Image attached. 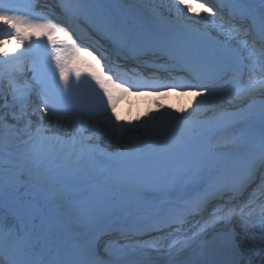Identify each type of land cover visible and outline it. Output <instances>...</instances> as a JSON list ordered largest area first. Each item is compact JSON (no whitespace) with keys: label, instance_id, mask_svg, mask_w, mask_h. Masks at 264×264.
<instances>
[{"label":"snow or ice","instance_id":"snow-or-ice-1","mask_svg":"<svg viewBox=\"0 0 264 264\" xmlns=\"http://www.w3.org/2000/svg\"><path fill=\"white\" fill-rule=\"evenodd\" d=\"M229 3L233 15L239 16L241 20L251 21L245 34L255 33L256 39L251 45L250 56L253 58L252 67L259 68L261 78L249 84H244L240 78L245 63L239 55H233V75L227 86L218 83L221 77L215 68V62L208 55L198 51L173 50L178 61L188 70L189 78L171 83L145 77L135 68L126 69L118 64L109 67L108 58L102 52L96 50L99 55L97 59V56L88 51L90 45L77 44L79 33L71 27H62L55 22H41V19L48 20L49 17L42 13H32V0H0V26L8 30L6 40L16 41L15 47L0 52V81L6 79L9 85L8 92L0 95V99L4 101L0 107L15 109L18 106L20 112L17 115L13 111L12 119L22 120L27 117L32 93L36 92L41 105L39 111L45 113L50 123L63 128L65 133L49 134L50 129L42 125L33 131L31 120L18 129L15 125H9L6 118L0 115V205L23 222L22 231L0 226V264H45L36 251V225L27 221L34 220L37 216L43 217L41 200L46 201L56 194L60 187V172L64 173L65 181L93 173L96 148L90 142L101 136L109 142L115 139L120 143L128 133H138L128 136V147L125 151L117 152L111 157L113 163L124 170L116 183L131 190L146 189L157 184L169 175L167 168L170 164L176 165L175 172L179 174L186 162L218 169L211 190L194 201L191 210L202 208L210 197L222 196L226 191L247 187L240 176L241 165L236 162L228 159L215 161L203 157H176L172 154L174 148L189 138L219 128L231 127L236 117L254 113L222 111L208 120H201L202 114L217 108L223 109L225 105L238 106L237 101L247 103L258 91L264 95V12L257 17L246 0H229ZM173 4L178 16H183L185 9L189 13L194 12L190 0H173ZM60 6L68 18L69 25L78 23L81 19L86 21L92 32L87 35V39L92 40L93 35H98L110 41V46L118 58H139L149 46V41L131 29L126 22L112 18V11L105 5V0H60ZM198 7L205 13L215 14V9L206 7L204 3H200ZM194 15L200 17L201 13L195 11ZM29 30L37 31L33 33ZM33 34L47 39V47L52 48V52L48 54L51 60L47 64L34 61L31 65L32 82L26 81L20 86L15 84L17 77L14 72L18 68L22 70V66L17 62L31 54L32 45L28 44L23 52H17V47L24 45L25 41H30ZM256 40L261 44L259 49L255 46ZM58 41L65 45V51L71 49L67 55L61 54L57 47ZM81 52L92 56L97 66L104 61L103 68L111 73L106 77L107 82L123 92L179 88L196 90L199 99L192 113L187 116L164 112L159 118L153 116L142 124L129 127L116 118L113 111L116 98L104 83L95 75H91L94 84L81 79V73L69 66L72 55ZM52 63L55 64V69L51 67ZM73 76L75 83L71 82ZM3 91V88H0V93ZM9 95L11 104L8 102ZM256 111L264 117V102L259 104ZM43 119L44 117H41V120ZM88 131H91V134L86 135ZM246 165L250 178L248 183H251L254 172L264 168V134L261 135L255 150L249 153ZM25 174L29 177L32 199H26L19 193V185ZM257 188L264 189V175L260 176ZM179 216L180 213L171 210L167 214L158 215L149 227L163 231L166 227H171V222ZM225 218L227 217L218 219ZM223 239L231 247L233 255L240 257L239 248L233 244L231 235L228 234ZM260 240L261 250L264 251V231ZM253 252L259 255L255 247ZM126 253V246L118 248L106 244L102 256L97 242L88 239L78 245L77 258L71 264H131L126 259ZM224 264L244 262L242 258L229 259L225 260ZM247 264H251V261ZM260 264H264V257H261Z\"/></svg>","mask_w":264,"mask_h":264},{"label":"rangeland","instance_id":"rangeland-1","mask_svg":"<svg viewBox=\"0 0 264 264\" xmlns=\"http://www.w3.org/2000/svg\"><path fill=\"white\" fill-rule=\"evenodd\" d=\"M226 1L229 2V0ZM32 5L34 7V3H32ZM105 5L111 9L112 18L114 20H127L130 24L134 23V25L138 27L145 26L148 28H161L165 30L169 29L180 37L179 42H186L188 44L189 42L193 43L195 40H200V42L202 41L203 43H206L210 38H212L211 33L224 36L223 33H225L227 30V28L223 27L221 30V26L218 22L204 17L205 15H201L200 17L195 16L194 12L198 11L195 3H193L194 12L189 13L185 9L183 16H178L177 13L173 12L174 9H172L171 7V0H105ZM263 8L264 7H260V9ZM256 16L259 17L258 15ZM29 31L34 33L37 30ZM33 39H35L34 34L31 40L33 41ZM161 39H175V37L164 36ZM32 41V50H34ZM7 44L8 43L3 42V38L2 36H0V52H3L6 48H12L6 47ZM13 45H16V42H14ZM239 45L240 44L238 43L235 46L231 45L232 47L230 46V44L227 46L224 44L223 46H226V49H228L229 47L240 48ZM24 46L25 44L20 45V47ZM58 48L61 50V54L64 55V50L62 49V47ZM51 52V47L45 48L43 54H40L38 51H36L37 55L31 53L30 56H26L18 63L23 68L27 66V64L28 66H30L34 61L47 64L51 60V57L48 55ZM28 66L26 67V72L23 73H31V76L29 78H25L24 84L26 81L29 83L32 82V69L28 68ZM69 66L81 73V79L89 80L93 84L95 82L91 80V75H95L97 78L99 77V75H97L93 70L86 71V64L78 61L73 55L71 57V63ZM51 67L55 69V64L52 63ZM253 73H256V71H253ZM58 79L59 77L57 75V80ZM71 82H76L74 76L71 78ZM101 82L104 83L103 81ZM104 85L112 92L114 98H116V106L113 111L115 112L116 118L119 121L124 122L128 124L129 127H131L132 125L142 124L145 120H147V118H144L146 112L143 111L139 113V115L143 118L135 122L132 121L135 118L134 114L131 113L130 115L128 114V116H126V112H124L127 103L123 108H120L119 106L121 104H124L125 100L121 97L118 98L111 86H109L108 84ZM0 88H3L4 90L3 93H0V95H4L6 89H8V86L5 85L3 81H0ZM97 90L99 91V88H97ZM35 93L36 92H34V94ZM38 100L40 101L39 96ZM188 100L189 96H184L183 98H180L178 100L173 97H166L156 102L152 99V97H150V100L148 102L140 100L138 102H135L134 104H147L149 110L162 108L167 110L168 112V109H171L173 111L176 110L178 108V105L188 106ZM31 101L35 102L36 98L31 99ZM37 107V105L35 107H31L30 104L27 111L28 116L19 121L12 119L13 111L9 112L7 109H5V111L3 110V107H0V115H3L6 118V121L9 125H15L18 129L23 128L28 123V120H31L33 131L37 126L42 125L44 128L50 129L49 134L55 133L59 135H65L64 129L57 127L55 123H50L45 113L39 111V108ZM14 111L18 115L20 112L19 107ZM36 113H38V115H35ZM147 113H149V111H147ZM173 115L177 116L178 112ZM41 117H44V119L41 120ZM200 119L202 120L204 118L202 117ZM85 134L89 135L91 134V131H88ZM132 134L134 133L130 132L123 138L125 140V150L128 147V136ZM111 142H114V144L117 145L118 149L120 148L121 143H117L115 139H113ZM111 142L107 140V143ZM90 143H92L98 149L101 147V145L95 144L94 140ZM105 148L108 149L107 146H105ZM110 156L112 157L113 155H103V159L101 161H97V159L95 158L94 171L91 175L88 176H78L65 181L64 173L60 172V187L57 190L56 194L48 198L46 201L41 200V198L37 197L38 200H41V208L43 209L45 214L53 217L56 223L59 225H54L55 227L48 226L50 228V233L45 236L46 238H40L36 235V251L40 259L42 258L44 260H48L50 256L55 254V252L59 253V251L61 250L60 241H65L66 245L63 246L61 252L64 254V257L59 258L57 260V264H65L70 259L75 260L77 258V250L80 243L88 239H92L96 242L98 237L100 236L99 234H102V238H99L97 241V246L102 256L104 255L103 247L110 242H113V244L117 245H126V259L130 261L131 264H133L135 255V249L133 247H135V245H137L138 243H142L139 240L140 236L142 235V233H139V225H143L149 222L164 207L170 205H178L187 194L186 192L191 187H193L196 182H198L195 180L200 178L196 175L191 176L190 174H182V172L177 174L175 172L176 165H174L173 167L167 168V172L169 173V175L161 179L157 184L146 189L131 190L116 183L117 178H119L122 174L117 172L109 165L108 159H110ZM210 157L211 155L207 154L206 159L210 160ZM201 167L202 170H204V168L207 169L206 171L208 173H206V175L209 176V174L211 173V168L203 165H201ZM204 179L205 176L200 178L199 181H203ZM163 187L164 189L162 192ZM168 189L177 190L175 198H172L171 200L165 202V204L162 203L163 205L161 204V202L157 203L158 197L154 201H150V199L147 198V192L156 194L159 193L160 196H164ZM19 190H21L19 192L20 195L25 196L26 199H32V195L30 194V183L28 176L26 178L23 177V180L19 185ZM109 196L112 197L115 201L111 209H109L106 202V199ZM87 202H90L91 206H93V209L91 210L92 212L88 209L84 211L86 206H88L86 204ZM161 206H163V208L158 209V207L160 208ZM0 209L12 213L2 205H0ZM135 212H137V214H135L136 217H138L139 215L144 216L143 220L132 219L131 217ZM39 217L42 219L43 217L46 218L44 214L43 217ZM72 219H82L84 227L82 229H74L70 224V220ZM10 228L12 229V227H5V229ZM141 231L143 232L142 229ZM66 254L70 259L65 256Z\"/></svg>","mask_w":264,"mask_h":264},{"label":"bare ground","instance_id":"bare-ground-1","mask_svg":"<svg viewBox=\"0 0 264 264\" xmlns=\"http://www.w3.org/2000/svg\"><path fill=\"white\" fill-rule=\"evenodd\" d=\"M246 2H247V5L253 11L255 9L254 11L255 15L259 16L262 12H264V8L260 9V7H264L263 5L264 2H262V0H246ZM171 7L172 9H174L173 12L176 13L173 0H171ZM41 9H42V6L39 5L36 11L40 12ZM198 11H200L201 15L203 16L205 15L204 17H207L208 19L211 20V16H212L211 14L206 15V13H204L200 9ZM47 21L48 20H42V22H47ZM142 28H143L142 30L151 32L155 40H159L160 37H164V36L175 37L176 40L180 38L179 36H177L176 33L170 31L169 29L165 30L161 28H151V27L148 28L145 26H142ZM232 32L233 31L227 30L225 33H223L224 36L211 33L212 38H210L209 41H207L206 43H203L202 41L200 42V40H195V41L199 43L200 45L199 47L201 48V53L208 55L210 59H212L215 62V66L223 65V66L231 67L233 64V55H239L241 59H244L245 62L253 65V58L250 56V51L248 50L249 47L247 44H245V41H244L246 38L245 37L235 38ZM7 34H8V30L4 28L3 26H0V36H2L4 43L5 41L6 43H8L6 47L16 46V45H13V43L16 42L15 40H6ZM34 38L35 39H33V41L32 40L26 41L24 47L19 46L17 52H23L24 48L28 44H31V41H32L34 50H32L31 53L37 55L36 51H38L40 54H43L44 49L49 48L47 47L48 45L47 39L39 37L37 34H34ZM238 43L240 44L239 45L240 48H237V47L231 48L232 47L231 45L235 46ZM224 44L226 46L230 44L231 47L226 49V46H223ZM57 47H62L63 50L65 49V45L61 43L60 41L57 42ZM70 51L71 49H68L67 51L64 50V55H67L68 52ZM237 51L240 53H236ZM73 56H75L78 61H81L83 62V64H86V71L93 70L94 72H96V74L99 75L100 77L98 78L100 79V81H103L104 84H108L109 86H111L113 88V91L117 95V97L118 98L121 97L125 100V103L119 106L120 108H123L125 107L127 103V106L124 112H126V116H128V114L130 115L131 113L134 114L135 118L132 120L134 122L143 118L139 115V113L143 111L146 112L144 118H147V119H149L151 116L159 117L161 113L167 112V110L162 109V108L161 109L155 108V109L149 110L147 104H143V105L140 104L141 106L134 104L135 102H138L140 100L148 102L150 100V97H152V99L157 102L158 100L162 98H166V97H173L178 100L180 98H183L184 96H189L188 106L178 105V108L174 111L171 109H168V112H171L172 114H175L178 112L177 116H187L190 113H192L195 103L199 99L197 97L196 90H183L179 88H175L174 90H171L174 93H170L169 91H166L168 88H165L163 92H160L162 90H154L153 94H149V92L147 91H137V90H130L128 92H123L122 89L116 88L114 87V84L107 82L106 77L111 74H108L104 70L102 71L101 67L97 66L96 62L92 58H90L87 55L83 56L81 53H75L73 54ZM230 60L231 62H229ZM256 70H258L257 71L258 77L261 78L259 69H256ZM219 74H220V70H219ZM14 75L17 77L15 84L20 85V86L24 85L25 78H29L31 76L30 74L29 75L24 74L23 69L20 70V68H18L14 72ZM229 80L230 79L221 78L220 80H218V83L227 86ZM3 82L5 85L9 87L8 81L6 79ZM243 83L248 84L247 82H243ZM7 92H8V89H6L4 94H6ZM33 98H36V102L32 104L31 107H35L37 105L38 106L37 108H40L41 105H40V101L38 100V95L36 93L34 94V92L32 93V96H31V99ZM8 102L9 104H11L10 95L8 96ZM261 102H264V95H262L259 92V94L255 95L253 99H249L247 103L237 101L236 105L238 106L225 105L223 109L217 108L215 110L208 111L206 114H202L200 118L203 117L204 119L202 120H208V119H212L218 116L222 111L223 112L248 111V112L254 113L253 115H250V116L236 117L231 127L219 128L213 131H208L203 134H198L196 136H193L189 138L186 142H184L182 145H179L178 147H182L187 144H190V145L197 144L198 145V143H201L204 135L211 134L210 136L211 139L208 141L207 150H213V152H219L224 158L231 160L233 162H236V163H240L241 156H242L240 154L250 148L255 149L258 144V141L260 138L257 137L253 139L252 137H255L256 135L258 136L261 132L264 131V127L262 126L259 127V126L254 125L255 123L254 119H256L257 116L258 117L260 116L256 110ZM3 103L4 101L0 99L1 106L3 105ZM5 109H7L10 112V111L17 110L18 106L15 109L11 107L3 108V110ZM27 111H28V108H27ZM135 111L138 113H136ZM147 111H149V113H147ZM35 115H38V113H36ZM252 121H253V124H252ZM133 133L134 134H132V136L138 134L137 132H133ZM94 143L101 145L99 149L95 147L96 148L95 158L97 159V161H101L103 159V155L105 154L115 155L117 152L125 151V148H124L125 140L124 139L120 142L121 146L119 149L117 148V145L114 144V142L107 143V139L103 136L99 137L98 139H95ZM105 146H107L108 149L105 148ZM207 150H206V153H207ZM173 153L174 152H172V154ZM193 158L198 159L200 157L195 156ZM242 158H244V156ZM226 159H223V160H226ZM185 164L181 170L183 173H188L191 176L196 175L200 178L203 177L202 175L204 174V172L201 168V165L194 164V163H187V162ZM200 178L196 179L195 181H199ZM163 189L164 187L162 188V192H163ZM176 191H177L176 189H168L167 192L164 194V196H160L159 193L156 194V193H148V192L146 193V195L148 194L147 198H149L150 201H154L158 197L157 203L161 202L162 204V203H165L171 200L172 198H175ZM238 209L239 208L234 207V208H229V209L217 212L215 214H212V216H210V220L213 222H210L211 224H210V229L208 232L210 233V231L214 228L230 230L233 227L237 229L244 227V231L245 232L247 231V234H246L247 237L249 235L252 237L254 233L256 232L258 233L260 226L262 227V225L264 224L263 222L264 220L262 219V216L258 215L253 218L254 216L253 213H255V210H253L252 212L253 216H250V222L247 225L244 219L240 216L242 214L238 213L239 212ZM219 217H227V218L218 219ZM137 219L140 220V219H143V217L139 215ZM202 220H209V219L203 218ZM28 223L34 224L40 228L44 227V225L41 227V221L39 220L38 217H36L34 220L29 219ZM199 228L197 224H194L193 226L187 227L185 229L169 231L167 234L165 233V235L161 236V238H156V241L159 242L157 243V245H163V247H159L158 250L153 251L154 256L159 257L157 264H194L196 262L197 264H210V263L224 264L225 260L241 259V258L244 264H247L248 261H251V264H260L261 257H264V251L261 250V246L259 247L255 245L252 246L251 244L253 242L254 237L252 238L250 237L251 239L249 238V239L241 240V243H246V242L247 243L245 244L246 247L243 250H241L242 252L239 251L241 254L240 257H235L233 253L231 254L227 253V255H225L223 258H219L220 256H222L220 255L221 252L224 253V250L229 248V246L220 248L219 249L220 253L218 250L210 251V246H208V244L204 241V239H206V234L203 231L199 230ZM166 236H168V238H166ZM260 236H261V233L255 236L256 241L260 240ZM200 242H202V246L198 249V245ZM248 243H250V246L247 245ZM144 246L146 245H138L136 248L138 251H141V249H143L142 247ZM254 247H255V251L258 252L259 255L254 254L253 252ZM213 253L217 255L216 256L211 255ZM215 257L219 259L216 260Z\"/></svg>","mask_w":264,"mask_h":264}]
</instances>
